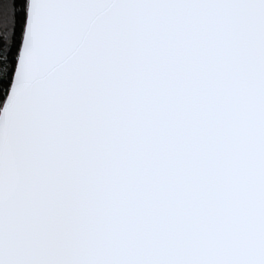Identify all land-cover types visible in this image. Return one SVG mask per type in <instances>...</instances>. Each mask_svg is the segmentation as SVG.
<instances>
[{"label":"snow or ice","instance_id":"snow-or-ice-1","mask_svg":"<svg viewBox=\"0 0 264 264\" xmlns=\"http://www.w3.org/2000/svg\"><path fill=\"white\" fill-rule=\"evenodd\" d=\"M0 264H264V0H0Z\"/></svg>","mask_w":264,"mask_h":264}]
</instances>
